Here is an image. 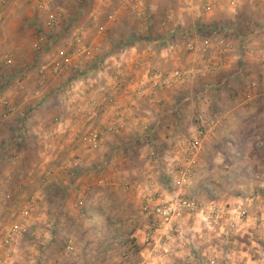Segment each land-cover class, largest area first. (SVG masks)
Masks as SVG:
<instances>
[{
    "label": "crops",
    "instance_id": "obj_1",
    "mask_svg": "<svg viewBox=\"0 0 264 264\" xmlns=\"http://www.w3.org/2000/svg\"><path fill=\"white\" fill-rule=\"evenodd\" d=\"M61 1L74 5L77 0H52V11L56 2ZM251 3L252 0H240L236 12L238 16L235 17L236 14H231L227 9L228 4L223 0L205 13L200 0H138L137 6L143 15L136 19L127 10L123 0H90L87 11L81 8L65 11L57 7L60 24L54 30L47 29L43 21L38 33L48 35L49 45L38 52L34 48L35 40L31 44L34 56L29 59L30 62L19 66L17 72L23 69L18 73L19 76L7 77L14 86L5 94L10 107L0 130V215L14 200L17 207L13 209L17 211L25 204L20 200L28 194L33 195L31 200L36 203L31 219L36 238L16 243L11 264H55L52 262L58 260H46L44 247L40 245L49 244L46 254L53 252L52 232L58 224H55L51 214L55 205L46 196L58 190L51 187L55 180L59 181L61 193L65 195L72 192L68 188L72 186V179L78 184L77 188L85 187L84 183L91 177L95 184L106 188L113 187L115 182L129 183L130 190L140 197L142 210L144 206L150 208L153 205L148 200L149 197L154 198L153 194H160L167 199L175 193L184 192L185 186L177 190L169 184L162 170V162L185 140L193 118L200 110L207 112L208 104H198L200 110L193 108L192 104H181L189 97L190 82L158 92L156 99L159 104L143 105L135 99L132 89L124 81L132 76L139 78L146 70L167 73L192 66L199 58L198 55L185 52L183 36L193 32L209 33L217 24H231L227 28L230 30L227 37L236 53L239 47H247V41L253 38V43L261 41L260 32L256 29L250 32L244 25L243 19L250 14L251 9L253 16L259 14L258 9L250 6ZM37 13L45 14L44 20L47 19V12ZM81 26L86 28L84 46L87 54L77 59L67 46V40L73 35V29ZM168 39L178 42V48L173 53H166L160 45ZM123 47L129 48V52L117 58L116 51ZM0 51L1 54L2 48ZM4 55H10L13 60L9 53H2L0 58ZM237 57L234 51L229 54L226 71L231 70ZM66 59H70L72 65L63 67L62 71L55 73L49 69L42 76L37 73L38 68L46 64L51 68L56 65L61 67ZM74 64H79V69L84 71L105 69L103 81L94 83V87L104 85L114 96V104H109L102 93L83 90L79 105L92 100L98 106L97 116L91 123H87L83 117H77L63 99V91L75 75L72 69ZM216 75L195 82L214 81ZM225 81L227 79L224 78L219 83ZM4 112L6 110L0 106V113ZM118 114L124 121L123 127L118 134L104 136L101 149L89 151L78 143V136L82 132L87 129L102 132ZM226 119L228 121L229 117L226 116ZM55 121L60 122L59 126L54 125ZM141 122L147 123L149 128V136L145 139L163 154L159 162H152L146 156L143 149L145 140L138 130ZM21 132V141L16 143L15 139ZM53 133L59 134V143L53 144L55 155H49L44 147ZM38 142L42 144V150H39ZM58 154H61V161L56 167L53 161ZM73 157L81 160L82 165L77 170H70L66 166V161ZM40 180L50 182V187L42 190L38 185ZM35 181L37 185L34 186ZM82 191L76 193L78 197ZM238 202L232 199L225 203L228 214L222 217L216 227H208L199 216L179 219L177 223L183 240L174 244L165 243L159 232H154L151 242L145 244V234L152 222L143 225L142 231L132 236L136 252L131 264H205L208 258H214L213 264H259V246L264 241V237L259 234L261 225L253 224L251 220L239 221L235 213L247 210L249 205L241 207ZM68 204L64 200L62 207L65 211L69 208ZM2 223L0 219V227ZM9 223L10 220L0 231V236ZM62 227L65 234L69 226L63 224ZM79 239L75 238L74 241ZM226 239L228 243H225ZM72 257H60L57 264L80 263L79 256L75 254Z\"/></svg>",
    "mask_w": 264,
    "mask_h": 264
},
{
    "label": "rangeland",
    "instance_id": "obj_2",
    "mask_svg": "<svg viewBox=\"0 0 264 264\" xmlns=\"http://www.w3.org/2000/svg\"><path fill=\"white\" fill-rule=\"evenodd\" d=\"M88 5L90 0H77L74 5L61 1L56 2L53 11L58 13L57 7L65 11L80 8L87 11ZM250 6L258 9L259 14L253 16L251 9L250 14L243 19L244 25L250 32L255 29L260 32L261 41L253 43V38L247 41V47H239L238 53L234 49V54L238 57L233 63V69L231 67L230 71H226L225 67L224 71L220 70L214 81L191 82L189 97L181 103L185 106L192 104L193 108L200 110L198 104L203 106L201 100L207 94L209 107L206 113L223 117L213 137L203 144L192 178L185 185L184 192L181 190V195L200 203L215 201L221 205L236 199L241 207L249 205L245 210L249 220L264 205V63L259 60V54L264 52V0H252ZM227 9L231 14H236L235 17L238 16L237 6L228 5ZM44 19L45 14L37 13L32 8L31 0H0V49L2 48L3 54L13 56L12 64L8 67L0 62V80L4 81L5 94L14 86L7 77L19 76L18 73L23 71L17 72L19 66L30 62L29 59L34 56L31 44L35 42ZM230 26L231 24H221L222 28ZM231 35L235 37L234 34ZM224 78L227 81L219 83ZM206 86H210V89L205 92ZM226 116L229 117L228 121ZM38 144L39 150H42V144ZM55 153L56 151L52 154ZM60 161L61 154H58L53 164L59 167ZM71 182L72 186L68 188L72 192L65 195L61 193L58 180L53 182L54 185L44 180L38 181L42 190L50 185L58 189L56 193L46 196L55 205L51 214L55 224H58L52 232L53 252L49 251L47 256L49 244L41 245L44 247L46 260L52 262L58 258L52 262L57 264L59 258L64 257L66 243L70 242L73 247L71 254L80 257L78 264H131L136 252L132 236L142 231L143 225L152 222L149 211H143L140 206V197L130 190L129 183L122 181L115 182L109 188L98 186L92 177L87 179L83 188H77L75 179ZM80 190L83 191L78 197L76 193ZM31 196L33 195L28 194L20 201L26 203L32 199ZM64 200L70 203L67 211L62 207ZM14 202L16 200L1 212L0 219L3 223L0 231L16 213L13 208L17 204ZM63 224L69 226L65 234L62 231ZM257 225H261L259 234L264 237V221ZM78 237L80 239L74 241ZM69 238L72 240L69 241ZM259 248L260 257L257 261L264 264V256L261 255L264 254V241ZM71 254L67 255L70 259ZM53 255L56 257H51Z\"/></svg>",
    "mask_w": 264,
    "mask_h": 264
},
{
    "label": "built area",
    "instance_id": "obj_3",
    "mask_svg": "<svg viewBox=\"0 0 264 264\" xmlns=\"http://www.w3.org/2000/svg\"><path fill=\"white\" fill-rule=\"evenodd\" d=\"M200 1L203 4L202 8L205 13L220 0ZM223 1L229 6L235 7L240 0ZM31 2L32 8L36 12H47L48 16L45 20V27L47 29L54 30L59 26L60 17L58 13L52 11V0H31ZM137 2L138 0H123V4L131 15L139 19L143 15V11L137 6ZM85 31L86 28L82 26L76 27L73 29V35L67 40V46L73 50V56L77 59L87 54V49L84 46ZM229 31L230 30L227 28H222L221 25L217 24L209 33L193 32L192 34H185L183 36L185 52L189 55H198L199 58L193 62L192 66L183 70H174L167 73L156 70H146L141 77H129L124 83L132 89L134 97L138 102L143 105L159 104V100L156 99V94L158 92L180 87L190 82L205 80L215 76L220 70L226 67L228 56L234 51V46L227 37L228 33H230ZM48 41L46 35L44 36L38 33L34 45L35 50L41 52L46 49L49 45ZM160 45H162L166 53H173L175 49L178 48V42L173 41V39H168L160 43ZM128 52L129 48H119L115 56L120 58L125 56ZM69 60L70 59L64 60V64L61 67L56 65L51 68L48 64L40 66L37 73L39 76H42L49 69L55 73L62 71L63 67L72 65ZM259 60L264 63V52L259 54ZM12 61L10 55H4L0 58V62L5 67L10 66ZM72 69L75 75L71 84L63 91V99L68 108L74 110L77 117H83L87 123H91L97 116L98 106L92 100L87 101L82 106L79 105L84 95L83 90H88L93 93L100 92L106 98L107 103L114 104L115 102L113 94L104 85L94 87V83L103 81L105 69L97 68L94 71H84L79 69V64H74ZM4 88V81L0 80V106L6 110V112L0 113V130L2 121L6 117L10 107ZM209 89L210 86H207L205 92ZM246 97L248 98V94ZM183 101H187V98ZM201 101L204 106L209 103L207 94L203 95ZM222 120L223 117L221 116L207 114L205 111L197 112L193 118L187 138L179 144L172 155H167L162 162L163 173L169 179V184L173 188L178 190L187 184L194 172L203 144L213 137ZM59 123V121H55L54 125L59 126ZM123 124L124 121L121 120V115L118 114L113 122L106 126L102 132L94 129H87L82 132L78 136V143L89 151H98L104 144V136L118 134ZM138 130L141 137L145 140L143 141V149L147 158L152 162L161 161L163 155L145 139L149 136L147 123H139ZM22 135L23 133L21 132L20 135L16 137V143L21 141ZM56 142L57 144L59 143V134L53 133L49 141L45 144L44 151L47 154L53 153L55 151L53 144ZM81 165V160L79 158L73 157L66 161V166L70 170H77ZM153 195L154 198L149 197L148 199L152 201L153 205L150 206V208L147 206L143 208V211H149L152 217V226L145 234V244L151 242L154 232L161 233L165 243L174 244L176 242H181L183 237L179 231L177 222L183 217L199 216L208 227H216L222 217L228 214L227 206L225 205L218 204L215 201L200 203L194 199L182 196L181 192L175 193L174 196L167 199L162 198L160 194ZM35 209V201L29 200L13 215V219L0 236V264H11L12 255L18 241L36 238L37 234L32 229L31 225L32 214ZM235 217H237L239 221L246 222L249 220L246 216V212L243 210L236 212ZM250 220L251 223L256 225L264 221V205L261 207L258 214L254 215ZM226 240L225 243H228L229 240ZM40 245L44 246L43 243H40ZM223 247L226 249L225 244H223ZM72 251L73 247L71 243H66L64 247V256L70 255ZM213 262L214 258H208L204 261L205 264H213Z\"/></svg>",
    "mask_w": 264,
    "mask_h": 264
}]
</instances>
